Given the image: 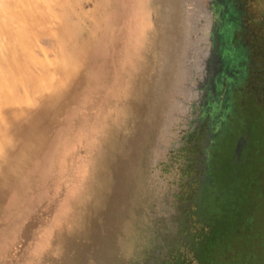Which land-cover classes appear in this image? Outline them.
<instances>
[{"label": "rangeland", "instance_id": "obj_1", "mask_svg": "<svg viewBox=\"0 0 264 264\" xmlns=\"http://www.w3.org/2000/svg\"><path fill=\"white\" fill-rule=\"evenodd\" d=\"M27 154L0 264H264V0H0Z\"/></svg>", "mask_w": 264, "mask_h": 264}, {"label": "bare ground", "instance_id": "obj_2", "mask_svg": "<svg viewBox=\"0 0 264 264\" xmlns=\"http://www.w3.org/2000/svg\"><path fill=\"white\" fill-rule=\"evenodd\" d=\"M27 156L28 154L18 157L15 162L12 161L14 165L12 164L11 167H3L2 172H0V202L8 191V189L14 185V182L18 177V173L21 172L26 166L28 158Z\"/></svg>", "mask_w": 264, "mask_h": 264}]
</instances>
